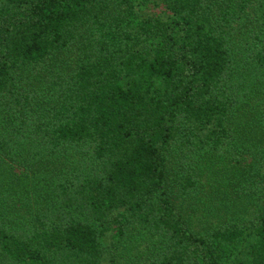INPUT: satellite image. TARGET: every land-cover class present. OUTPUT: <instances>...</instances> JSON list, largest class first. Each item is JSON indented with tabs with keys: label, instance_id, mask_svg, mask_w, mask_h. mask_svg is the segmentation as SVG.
Wrapping results in <instances>:
<instances>
[{
	"label": "trees",
	"instance_id": "obj_1",
	"mask_svg": "<svg viewBox=\"0 0 264 264\" xmlns=\"http://www.w3.org/2000/svg\"><path fill=\"white\" fill-rule=\"evenodd\" d=\"M262 95L264 0H0V264H264Z\"/></svg>",
	"mask_w": 264,
	"mask_h": 264
},
{
	"label": "rangeland",
	"instance_id": "obj_2",
	"mask_svg": "<svg viewBox=\"0 0 264 264\" xmlns=\"http://www.w3.org/2000/svg\"><path fill=\"white\" fill-rule=\"evenodd\" d=\"M258 98L260 99V103L263 104L264 96H258ZM204 159L201 174L202 187L199 188L198 196L186 200L183 205L187 213L193 217L195 226L200 227L203 223L215 226L227 222L229 217L224 213H227V207L233 211L236 209L232 204H238L241 213L254 212L256 208L252 203L247 204L246 202L226 200V203L229 205H220L218 198H223L221 193H223L224 189L221 183L225 181V173L230 169L224 163L225 161H222V158L211 157L207 160L206 158ZM206 211H208V214L204 216Z\"/></svg>",
	"mask_w": 264,
	"mask_h": 264
}]
</instances>
